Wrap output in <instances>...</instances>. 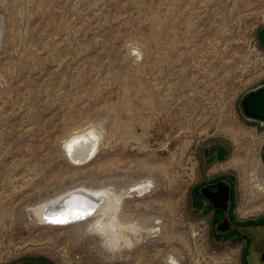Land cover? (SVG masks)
Instances as JSON below:
<instances>
[{
  "label": "rangeland",
  "instance_id": "374dc122",
  "mask_svg": "<svg viewBox=\"0 0 264 264\" xmlns=\"http://www.w3.org/2000/svg\"><path fill=\"white\" fill-rule=\"evenodd\" d=\"M263 84L264 0H0V264H245L197 190L226 176L235 220L264 216V123L239 109ZM83 187L121 195L131 245L37 215Z\"/></svg>",
  "mask_w": 264,
  "mask_h": 264
},
{
  "label": "bare ground",
  "instance_id": "6f19581e",
  "mask_svg": "<svg viewBox=\"0 0 264 264\" xmlns=\"http://www.w3.org/2000/svg\"><path fill=\"white\" fill-rule=\"evenodd\" d=\"M97 135L94 130L72 133L64 141V151L77 164L85 163L98 151ZM240 147L239 145L238 148ZM232 162L243 164L246 159L237 154ZM120 199L121 195L115 194L108 188L87 189L83 187L70 190L60 198L41 202L36 209L37 215L41 219L44 218L45 223L49 225H66L62 223L87 216L82 221H90L92 225L101 229L104 222L108 221L110 225L112 224L115 227L112 232L121 236L127 245H131L129 237L125 234L126 232L124 233L127 226L120 223L121 221L116 215L117 210L115 211Z\"/></svg>",
  "mask_w": 264,
  "mask_h": 264
},
{
  "label": "flooded vegetation",
  "instance_id": "af4514ba",
  "mask_svg": "<svg viewBox=\"0 0 264 264\" xmlns=\"http://www.w3.org/2000/svg\"><path fill=\"white\" fill-rule=\"evenodd\" d=\"M221 179H225L227 181L229 178L226 176H220L206 181L200 186ZM202 198L209 203L213 212L215 213V217L213 220L214 233L219 235H237L241 240L244 241L245 246L243 258L245 264H264V216L252 220L236 221L233 215L234 197L232 184L229 196L223 201H218L215 206H213L208 199L204 197ZM222 219L229 220L231 223V228L226 230L224 229L225 231H222V229H218V231L216 232L215 225Z\"/></svg>",
  "mask_w": 264,
  "mask_h": 264
},
{
  "label": "water",
  "instance_id": "95a60500",
  "mask_svg": "<svg viewBox=\"0 0 264 264\" xmlns=\"http://www.w3.org/2000/svg\"><path fill=\"white\" fill-rule=\"evenodd\" d=\"M239 109L245 118L264 123V84L245 93L239 100ZM197 192L215 206L218 201H223L229 196L231 181L229 179L227 181L217 180L200 186ZM229 228H231V223L226 219L218 221L215 225L216 232L218 229L225 231Z\"/></svg>",
  "mask_w": 264,
  "mask_h": 264
}]
</instances>
